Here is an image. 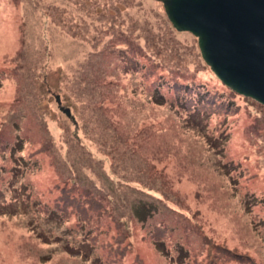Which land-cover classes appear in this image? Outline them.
Segmentation results:
<instances>
[{"label":"rangeland","instance_id":"1","mask_svg":"<svg viewBox=\"0 0 264 264\" xmlns=\"http://www.w3.org/2000/svg\"><path fill=\"white\" fill-rule=\"evenodd\" d=\"M0 264H264V105L161 0H0Z\"/></svg>","mask_w":264,"mask_h":264},{"label":"water","instance_id":"2","mask_svg":"<svg viewBox=\"0 0 264 264\" xmlns=\"http://www.w3.org/2000/svg\"><path fill=\"white\" fill-rule=\"evenodd\" d=\"M161 1L173 27L197 37L221 82L264 105V0Z\"/></svg>","mask_w":264,"mask_h":264}]
</instances>
